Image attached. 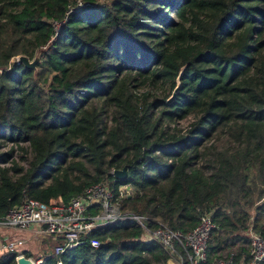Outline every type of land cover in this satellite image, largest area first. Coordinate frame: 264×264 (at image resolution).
Listing matches in <instances>:
<instances>
[{"label": "trees", "instance_id": "1", "mask_svg": "<svg viewBox=\"0 0 264 264\" xmlns=\"http://www.w3.org/2000/svg\"><path fill=\"white\" fill-rule=\"evenodd\" d=\"M81 2L0 0V148L11 144L0 151V216L27 198L129 185L120 207L149 227L187 232L210 214L204 264L248 263L249 232L264 237V0ZM42 47L36 69L17 62ZM159 83L169 85L161 97ZM16 148L27 166L12 159ZM124 166L127 178H115ZM142 232L116 222L91 233L97 247L37 258L167 264ZM16 255L3 251L0 264Z\"/></svg>", "mask_w": 264, "mask_h": 264}, {"label": "built area", "instance_id": "2", "mask_svg": "<svg viewBox=\"0 0 264 264\" xmlns=\"http://www.w3.org/2000/svg\"><path fill=\"white\" fill-rule=\"evenodd\" d=\"M78 3L81 5V0ZM63 23L54 22L56 31ZM131 190V186L123 185L114 192L107 184L93 183L66 202L59 198L48 203L27 198L0 216V228L18 231L31 229L37 235L53 238L57 242L52 254L58 256L78 246L97 247L100 240L91 236L93 231L126 221L140 226L142 239L158 243L169 254L167 264H204L207 241L217 228L210 214L201 215L198 224L187 232L173 230L163 223L149 227L147 217L120 207L122 198L130 194ZM249 236V262L245 264H258L264 260V237L252 231ZM23 244V239L0 238V251H15L17 258L24 255L18 251ZM28 257L33 259L34 264L42 261L41 258ZM212 264L234 263L230 256L219 258Z\"/></svg>", "mask_w": 264, "mask_h": 264}, {"label": "rangeland", "instance_id": "3", "mask_svg": "<svg viewBox=\"0 0 264 264\" xmlns=\"http://www.w3.org/2000/svg\"><path fill=\"white\" fill-rule=\"evenodd\" d=\"M54 24V23H53ZM17 59V58H16ZM147 87H144V88H141L142 91L146 90ZM169 92V85L168 84H162V83H159L157 85V87L154 89V93L158 96H163L165 94H167ZM104 120L108 122V124L110 123L109 122V114L106 113L104 115ZM193 120L192 116H189L183 120H181L179 122V124L177 126H179L181 129L182 128H185L186 126L189 125V123ZM222 142V141H221ZM223 144V143H222ZM221 144V145H222ZM11 144L9 143L8 145L6 146H2L0 148V151H5L6 149H8V147L10 146ZM26 147V145H24ZM23 153L22 151L19 149V148H16L15 151L13 152L12 154V159L15 160L16 162H18L20 165H23V166H27V161L25 158H23ZM27 159H29V154L25 155ZM11 162H8L6 165H10ZM44 238V241H45V244L41 247V249H47L45 252H43V255L44 254H49L48 252H51L52 253V249H53V246L54 244L57 242L56 240H53L49 237H43ZM55 241V242H54ZM35 255H38V253H35L33 254V258H37V256Z\"/></svg>", "mask_w": 264, "mask_h": 264}, {"label": "water", "instance_id": "4", "mask_svg": "<svg viewBox=\"0 0 264 264\" xmlns=\"http://www.w3.org/2000/svg\"><path fill=\"white\" fill-rule=\"evenodd\" d=\"M46 47H42L41 49H38L33 57L32 60H29L25 55H19L17 57V62L18 63H23V65L28 68V69H36V64L40 61V55L41 51L44 50ZM183 68L180 70L178 76L176 77V84L169 95V97L166 99L167 103H170L174 100L177 92L180 89L181 83H180V76L182 74ZM112 174L114 175L115 178L120 179V180H125L127 178V167L124 166L121 169H115L112 171ZM16 264H34V261L32 258L27 257L25 255H19L16 258ZM245 264V263H243Z\"/></svg>", "mask_w": 264, "mask_h": 264}, {"label": "crops", "instance_id": "5", "mask_svg": "<svg viewBox=\"0 0 264 264\" xmlns=\"http://www.w3.org/2000/svg\"><path fill=\"white\" fill-rule=\"evenodd\" d=\"M0 238L2 240L10 239V238L11 239H23L24 244L18 248V251H20L22 253H24V251H28L29 253H31V257L35 253H38V255H35V256H41V255H43V252H45L47 250V249H43V250L41 249V247L45 244L43 236L37 235L36 233L31 231V229L25 230V231H18L15 229L0 228ZM51 239H53V238H51ZM2 252L3 251H0V254ZM48 253L50 254L51 252H48Z\"/></svg>", "mask_w": 264, "mask_h": 264}]
</instances>
